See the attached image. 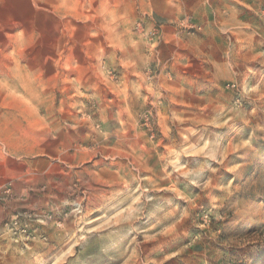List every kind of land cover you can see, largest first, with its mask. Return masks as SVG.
Here are the masks:
<instances>
[{"label":"rangeland","instance_id":"374dc122","mask_svg":"<svg viewBox=\"0 0 264 264\" xmlns=\"http://www.w3.org/2000/svg\"><path fill=\"white\" fill-rule=\"evenodd\" d=\"M0 264H264V0H0Z\"/></svg>","mask_w":264,"mask_h":264}]
</instances>
